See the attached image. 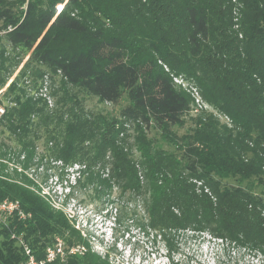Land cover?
Masks as SVG:
<instances>
[{
  "label": "trees",
  "instance_id": "16d2710c",
  "mask_svg": "<svg viewBox=\"0 0 264 264\" xmlns=\"http://www.w3.org/2000/svg\"><path fill=\"white\" fill-rule=\"evenodd\" d=\"M237 3L238 21L232 0H0V91L20 64L7 48L29 55L0 96V199L25 214L0 221V264H25L12 234L37 258L56 238L86 247L52 264H110L29 173L49 159L77 170L84 203L139 200L145 232L264 245V0ZM32 65L58 73L54 105L19 85ZM174 78L217 117L192 115ZM80 94L126 103L87 110Z\"/></svg>",
  "mask_w": 264,
  "mask_h": 264
},
{
  "label": "rangeland",
  "instance_id": "374dc122",
  "mask_svg": "<svg viewBox=\"0 0 264 264\" xmlns=\"http://www.w3.org/2000/svg\"><path fill=\"white\" fill-rule=\"evenodd\" d=\"M236 7L240 8V5L237 4ZM17 8L22 11L24 6L18 4ZM235 15L240 18L239 9L236 10ZM7 49L20 59V64L1 90L3 92L0 96L29 56L21 49ZM36 70L40 76L37 79L31 75V71ZM180 80L174 78V81L187 89L194 98L192 106L199 109L198 112L193 110L192 115L205 111L216 116L212 108L200 99V91L195 87L194 82L191 79L183 82ZM59 82L58 73L55 74L47 67L32 65L27 68L19 85L23 86L26 96L46 95L51 105H54L55 98L52 97V93L59 86ZM80 97L84 100L85 109L108 111L113 114H116L126 103L124 98L118 105H110L99 103L96 97L81 94ZM196 97H199V102H196ZM4 103L7 104V100L0 102V105L4 107ZM220 120L222 121V118ZM76 172L77 170H71L52 159L44 160L42 163L37 161L29 170L32 175L37 174L48 179L43 189L50 202L57 209H62L68 214L75 227L87 238L90 249L108 257L110 264H264V245L261 246L252 237L237 241L219 239L207 232L189 230L171 232L163 237L150 231L145 232L141 228L138 217L143 216V211L139 200L118 198L114 199V202L111 200L112 202L105 204L84 203L82 201L87 195V190H81L74 184L73 177H77ZM133 209L136 210L135 214Z\"/></svg>",
  "mask_w": 264,
  "mask_h": 264
},
{
  "label": "built area",
  "instance_id": "2783aa9c",
  "mask_svg": "<svg viewBox=\"0 0 264 264\" xmlns=\"http://www.w3.org/2000/svg\"><path fill=\"white\" fill-rule=\"evenodd\" d=\"M232 1L235 3L236 9L234 8V12H233V14H235L237 9H239L240 11V8L236 7L237 4L238 5L240 4L237 3V0H232ZM238 19L239 18L235 15L234 20L238 21ZM180 81L183 82L182 80ZM195 99L196 102H199L200 100L199 97H196ZM193 110L197 112L199 111V109L196 106H194ZM3 114H4V107L0 105V117ZM10 215H16L18 218H25V214L21 209L18 200L0 199V221L3 220L6 216H10ZM12 238H16L18 244L22 247V251L26 256L25 264H52L55 261L61 260L66 254L79 256L84 254V252H86V247L82 244L66 246V244L62 239L56 238L55 242L52 245L45 247L43 256L41 258H37L31 252L30 247L23 241L22 238L15 237L14 234H12Z\"/></svg>",
  "mask_w": 264,
  "mask_h": 264
}]
</instances>
